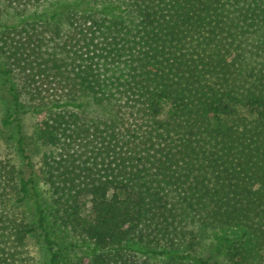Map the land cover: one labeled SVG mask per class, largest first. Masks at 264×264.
Returning a JSON list of instances; mask_svg holds the SVG:
<instances>
[{
  "label": "trees",
  "instance_id": "1",
  "mask_svg": "<svg viewBox=\"0 0 264 264\" xmlns=\"http://www.w3.org/2000/svg\"><path fill=\"white\" fill-rule=\"evenodd\" d=\"M0 141V264H264V0H0Z\"/></svg>",
  "mask_w": 264,
  "mask_h": 264
},
{
  "label": "rangeland",
  "instance_id": "2",
  "mask_svg": "<svg viewBox=\"0 0 264 264\" xmlns=\"http://www.w3.org/2000/svg\"><path fill=\"white\" fill-rule=\"evenodd\" d=\"M33 121H34V118L30 115H27L24 118V127H25V130L27 132H29L31 130ZM7 150H8V148L5 145H2L1 141H0V154L4 155ZM33 160L36 161V158L33 157ZM40 193H41L42 201L44 200L45 205H47L49 198H48L47 189L43 184L40 185ZM48 231L51 234L52 239L56 240L57 242L63 241V238L65 235L62 234L60 231L54 230L50 226L48 227ZM218 231L221 234H226L229 236L240 233V231L237 228H221ZM39 245H40V240L36 239V238H32L27 245V249L33 258L32 261L35 264H41L42 263V260H41L42 255L39 252L40 251Z\"/></svg>",
  "mask_w": 264,
  "mask_h": 264
}]
</instances>
